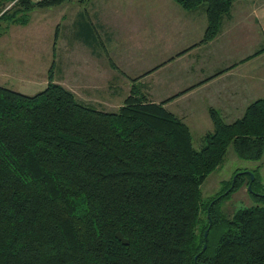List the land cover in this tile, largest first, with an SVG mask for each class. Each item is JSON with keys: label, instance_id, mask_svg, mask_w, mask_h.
<instances>
[{"label": "trees", "instance_id": "trees-1", "mask_svg": "<svg viewBox=\"0 0 264 264\" xmlns=\"http://www.w3.org/2000/svg\"><path fill=\"white\" fill-rule=\"evenodd\" d=\"M64 1L19 0L0 18L23 22L34 7ZM175 1L203 6L201 41L219 32L232 3ZM51 70L32 94L0 84V264H264L259 168L237 167L206 199L200 188L229 146L241 159H261L264 97L230 122L209 108L213 128L196 148L188 125L139 84L105 110L78 100ZM249 182L254 202L225 215L221 202Z\"/></svg>", "mask_w": 264, "mask_h": 264}, {"label": "crops", "instance_id": "crops-1", "mask_svg": "<svg viewBox=\"0 0 264 264\" xmlns=\"http://www.w3.org/2000/svg\"><path fill=\"white\" fill-rule=\"evenodd\" d=\"M89 1L87 19L78 20L73 37L75 44L89 49L75 68L80 86L137 83L143 91L152 87L155 98L151 100L164 101L188 125L191 136L193 131L202 136L212 130L209 108L230 122L252 100L264 97V0H232L219 32L207 41H201L207 22L203 6L184 9L175 0ZM124 24L132 40L151 37L156 43L170 42L143 78L129 72L122 62L124 51L113 44L118 26L126 29ZM6 71L0 70V77ZM54 76L53 81L69 88ZM259 160H249L245 167L256 168L253 163Z\"/></svg>", "mask_w": 264, "mask_h": 264}, {"label": "rangeland", "instance_id": "rangeland-1", "mask_svg": "<svg viewBox=\"0 0 264 264\" xmlns=\"http://www.w3.org/2000/svg\"><path fill=\"white\" fill-rule=\"evenodd\" d=\"M90 2L89 0H68L52 6H36L27 12V20L23 22H9L4 20L7 19L4 16L1 17L0 70L7 71L3 77H0V84L32 94L46 85L49 79L47 73L52 69L53 71L50 72L54 73V77L61 79L78 100L105 110H116L129 92L128 84L113 87H82L78 84L75 68L78 63H81L85 53L89 54V49L83 47L82 44H75L73 37L74 31L79 30L76 26L78 20L87 19L85 9L89 11ZM5 4V0L0 1V8L4 9ZM13 7L15 5L8 8V12H12ZM20 15L25 17L22 12H18L16 16ZM127 29L128 26L126 29L118 26L116 32L119 35L118 40L113 41V44H118L120 50L124 51L125 56L122 57V62L128 67L129 72L142 74L158 61L163 51L166 52L170 42L156 43L151 37L141 39L143 42L132 40L133 38L127 36L129 33ZM168 36L170 37V34ZM136 41L140 44L137 45ZM113 47L114 49L119 48L116 45ZM101 49H103L102 45ZM113 52L114 54L119 53ZM31 76L32 79L29 78ZM114 82L122 83L120 80ZM144 92L149 99L155 98L154 88H144ZM192 142L196 148L200 146L199 131H193ZM250 162L252 161L237 157L232 146H229L222 164L211 171L201 184L202 197L206 199L216 194L223 188L224 181L231 177L237 167L249 166ZM253 164L258 165L259 174L264 183V154L259 161ZM247 188L248 184L243 183L221 202L220 209L225 215L230 216L237 208L254 202ZM201 217L205 218L204 212H201ZM220 231L219 228L217 232L210 235V242L215 240Z\"/></svg>", "mask_w": 264, "mask_h": 264}, {"label": "water", "instance_id": "water-1", "mask_svg": "<svg viewBox=\"0 0 264 264\" xmlns=\"http://www.w3.org/2000/svg\"><path fill=\"white\" fill-rule=\"evenodd\" d=\"M246 172L249 174L250 176V180L253 179L254 175L253 172L250 170H246ZM248 188H250V182L248 183ZM207 232H208V228L204 231V237L206 238L207 236ZM115 236L123 243V244H127L129 243V240L120 232V231H116L115 232ZM206 247V243L203 244V249Z\"/></svg>", "mask_w": 264, "mask_h": 264}, {"label": "built area", "instance_id": "built-area-1", "mask_svg": "<svg viewBox=\"0 0 264 264\" xmlns=\"http://www.w3.org/2000/svg\"><path fill=\"white\" fill-rule=\"evenodd\" d=\"M1 1H3V0H1ZM5 1H6V4L4 6V9L11 7V6L15 5L17 2H19V0H5ZM31 1H36V0H31Z\"/></svg>", "mask_w": 264, "mask_h": 264}]
</instances>
